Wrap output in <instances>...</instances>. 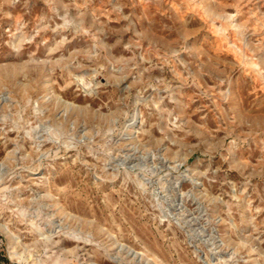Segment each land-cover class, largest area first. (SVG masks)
Returning <instances> with one entry per match:
<instances>
[{"label":"rangeland","instance_id":"374dc122","mask_svg":"<svg viewBox=\"0 0 264 264\" xmlns=\"http://www.w3.org/2000/svg\"><path fill=\"white\" fill-rule=\"evenodd\" d=\"M0 264H264V0H0Z\"/></svg>","mask_w":264,"mask_h":264},{"label":"bare ground","instance_id":"6f19581e","mask_svg":"<svg viewBox=\"0 0 264 264\" xmlns=\"http://www.w3.org/2000/svg\"><path fill=\"white\" fill-rule=\"evenodd\" d=\"M135 114H136V113H135ZM127 128H128V129H127ZM127 128H126V129H127V130H128V132H129V130H130L131 128H130L129 126H127Z\"/></svg>","mask_w":264,"mask_h":264}]
</instances>
